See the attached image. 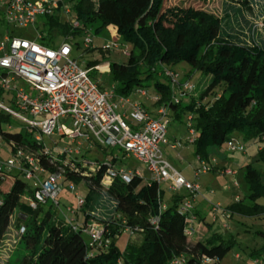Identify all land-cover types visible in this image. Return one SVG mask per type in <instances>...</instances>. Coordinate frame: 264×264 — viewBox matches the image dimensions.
I'll use <instances>...</instances> for the list:
<instances>
[{
    "label": "trees",
    "instance_id": "1",
    "mask_svg": "<svg viewBox=\"0 0 264 264\" xmlns=\"http://www.w3.org/2000/svg\"><path fill=\"white\" fill-rule=\"evenodd\" d=\"M68 1L81 25L73 27L59 11L43 15L41 42L54 46L61 36L74 38L97 21L98 28L114 27L129 50L125 61L110 64L115 97L128 98L153 80L158 97L154 103L167 108L166 116L183 121L192 115L195 154L208 162L225 153L223 145L239 132L246 143L264 142V0H222L221 7L215 0ZM101 51L106 52L103 47ZM183 61L191 66L189 77L196 71L209 75L203 89L187 96L180 95L166 74ZM100 62L94 60L93 65ZM91 76L108 88L92 72ZM12 123L13 116L1 111L0 135L10 145L11 156L21 146L45 169L41 176L60 169L64 189L70 190L72 182L83 183L87 193L85 203L73 213L74 221H69V206L58 210L59 200L47 209V202L36 208L29 204L27 197L34 196L37 186L26 177L25 159L15 173L0 164V264H12L19 247L27 252L22 264H172L175 258L203 264L205 257L212 260L206 264H220L235 243L194 209L199 223L189 234V213L182 210L188 195L176 193L165 201L161 183L119 166L109 146L85 142L86 151L98 147L101 153L80 151L82 158H69L37 139L28 125L18 134L5 131ZM261 160L263 145L244 165L249 194L247 200L227 206L230 216L264 214L258 202L264 196V173L254 166ZM92 224L102 229V236L90 245L85 230ZM129 230L141 239L121 249L115 239Z\"/></svg>",
    "mask_w": 264,
    "mask_h": 264
},
{
    "label": "built area",
    "instance_id": "2",
    "mask_svg": "<svg viewBox=\"0 0 264 264\" xmlns=\"http://www.w3.org/2000/svg\"><path fill=\"white\" fill-rule=\"evenodd\" d=\"M57 11L64 16L72 15L70 21L73 27L81 25L75 18L68 0H0V26L6 24L13 27L11 33L0 38V89L3 92L0 96V112H6L22 120L32 129L39 127L45 134L50 136L58 134L62 139L66 138L68 145L60 153L79 154L81 146L91 141L93 137L102 145L119 147L145 162L153 179L159 183L169 182L171 189L185 188L190 193L182 204V210L189 213L188 233L192 234L198 217L192 210L198 195L202 193L199 183L188 180L164 156L162 144L167 142V127L164 123L167 108L159 107V115L152 117L140 103H132L134 110L130 112V117L136 123L134 127L118 110L119 102L126 105L127 98L119 97V102L114 101V87L103 89L93 80L92 68L84 67L72 58L73 46L70 42L64 40L59 45L49 46L40 41L41 32L35 39L14 35L18 28L35 25L39 16L51 15ZM85 32H88V29ZM67 38L73 39L71 36L65 37ZM92 43L93 36L88 33L85 46L92 47ZM123 54L129 55L128 48H125ZM110 64L111 61H106L96 66L100 70L109 71ZM166 74L176 82L181 96H187L195 91L196 85L189 80L178 83L180 75L177 71L167 70ZM17 80L26 82L31 92L20 86ZM139 90L142 94L147 93L146 90ZM157 99L155 96L154 101ZM6 100L14 103L19 109L7 104ZM39 116H44L45 119L41 120ZM187 125L190 135L188 141L193 143L197 132L192 115L187 117ZM36 138L43 137L36 135ZM227 147L231 151H245L244 143L236 141L233 137L227 142ZM23 159L29 164V167H25L26 177L34 180L37 186L34 196L27 197L29 204L36 208L39 203L51 200L52 203L59 205L62 170L58 169L47 176H41L45 169L33 157L26 155L21 146H17L16 154L8 158L6 166L18 168L22 166ZM196 160L198 163L196 175L209 171L216 161L212 158L211 165L201 155H196ZM222 172L236 173L226 168ZM124 177L128 179L127 175ZM69 187L70 190L76 189L73 182ZM75 193L80 207L85 203V196ZM212 207L217 210L221 205L213 204ZM67 210L68 213L75 212L73 207H68ZM68 220L74 221L69 215ZM85 232L89 234L90 245L101 240L102 229L97 224L90 225ZM211 261L205 257L203 264ZM172 264L185 262L175 258Z\"/></svg>",
    "mask_w": 264,
    "mask_h": 264
},
{
    "label": "rangeland",
    "instance_id": "3",
    "mask_svg": "<svg viewBox=\"0 0 264 264\" xmlns=\"http://www.w3.org/2000/svg\"><path fill=\"white\" fill-rule=\"evenodd\" d=\"M222 5V0H215V6L221 7ZM71 16H65V18L68 19L71 18ZM44 21L45 18L41 15L37 19L35 25H30L28 28H18L14 32V35L35 39L39 32L43 33L45 26ZM99 25V21L94 22L93 24L87 26L88 32L83 30L80 34L74 36L73 39H65V37L61 36L55 41L54 46L59 45L64 40L70 42V44L73 46V52L71 54L72 58L75 59L78 64L84 67H91L92 75L95 76L106 87L111 88L116 85L113 80L112 73L110 71L100 70L97 68V66L93 65V61L99 60L101 61L100 63L106 61H125L127 55L123 54V51L125 48H128V43L123 41L121 35L114 27L109 26L106 28H98ZM12 28V26L6 24L4 26H0V38L4 37L8 33H11ZM88 33L93 36V49L91 51H87V47L85 46V39ZM76 42H78V44ZM108 46L111 47L109 49H105L106 52L101 51L102 47ZM172 68L179 73L180 80L182 82L188 79L191 83H194L196 85V91L203 89L207 84V79L209 77L207 73L196 71L192 73L191 77L188 76L192 69L190 64L185 61L180 62ZM17 83L20 86H24L28 91L31 92V88L26 82L17 80ZM141 90H146L147 93L142 94L139 89H135L128 98L131 99L132 103H140L141 105L143 103L146 108L143 107V105L142 107L149 113L150 116L154 117L158 113L159 106L154 103L156 90L153 80L147 82L145 86L141 87ZM6 103L16 109H19L18 106L10 101L6 100ZM133 110L134 108L131 106L129 114ZM38 118L41 120L45 119L44 116H39ZM125 119L129 124L132 125V122L134 121L132 118L126 117ZM61 120H63V118H61ZM186 121V116H184L183 121L172 120V118H169V116L164 118V123L167 127L166 137L170 140V143L175 142L177 147L174 148L172 146H167V151L163 149V152L164 156L168 158L171 163L175 164L178 169L183 171L185 175L189 176L193 182H197L201 185L202 194L200 199H203L207 202L209 209L208 206H206L200 215L204 216L207 222L213 223L214 230L219 231L227 237H234L235 243L232 245L227 254L222 259H220V264H264V214L256 216H243L239 214H233V216H230L229 214V218L223 216L215 220L216 214L223 215L224 208L226 209L228 206H226V204H230L229 202L233 200L232 197H230L231 194H239L241 199L247 200L246 195L249 194V189L248 183L245 179L244 165L246 164L249 154L246 156V158L243 155L246 154L248 149L252 150L250 155L254 154L258 151L259 145L264 146V142L246 143L243 140L242 133L239 132L233 135V138H235L236 141L244 143L246 152L241 150L231 151L228 149L227 144H224L222 150L227 153V160H222L219 158V156H214L213 158H215L218 162H215L214 164L218 165V168H211L209 171L195 176L192 175L191 172L194 174L195 166H198V163L197 160H195V145L194 143L188 141L190 135L188 133V125ZM67 124L72 125V123L69 122H67ZM26 126L27 124L22 120L13 117L12 125L10 127H5V131L12 134H18ZM33 131L34 135H42L46 145L54 148L55 153L62 151L65 146L68 145V140L66 138L62 139V137L58 134L50 136L43 133L39 127L33 128ZM12 142L14 141L12 140ZM94 142H96V140L92 137V140L86 142L85 144L88 143L89 145H93ZM85 144L81 148L82 154L87 153L88 155H92L93 153L100 152L98 147H92L91 152L86 151L88 147H86ZM74 146H76V144ZM109 147V149L113 150V153L117 155V162L119 166L129 171L138 170L145 176L146 179L150 177V172L145 162L139 160L131 154L128 155L125 150L120 149L119 147ZM10 148L11 147L7 141L0 135V164H2L5 169H9L6 167V161L11 156ZM24 151L27 153L26 149H24ZM71 155L75 157L77 154H68V157L71 158ZM77 156L82 158L81 154H78ZM209 163L212 165V160ZM254 166L260 172L264 173L263 160L256 161ZM219 168H230L236 171L237 174L235 176L223 174L221 171H219ZM10 169L12 170V168ZM13 172H16L15 168H13ZM28 181L31 186H35L34 180L28 179ZM236 181L241 184V187L235 186ZM161 187L165 191V201H170L172 196L176 193H188L185 188L171 189L169 182H162ZM61 192L62 193L58 198L61 206L60 208L57 207V209L64 210L65 206L67 205L69 207H73L76 210L79 206L78 197L75 192L85 196L87 189L83 183H80L76 184L75 190H68L62 187ZM224 192L226 193L225 195ZM216 194H222L223 197L221 199H217ZM218 200H222L223 203L220 204L221 207L219 209L214 210L212 206L213 204H218ZM258 202L264 205V196L260 197ZM51 204L52 201L50 200L43 204V208L47 209ZM68 212L69 211H67V213ZM203 222L204 220L201 219V223ZM198 223L199 219H196L195 226H197ZM87 239H89L88 236ZM140 239L141 236L139 233L129 230L118 236L115 239V242L121 249H124L130 240L140 241ZM26 253L27 252L24 248L19 247L12 257V264H22Z\"/></svg>",
    "mask_w": 264,
    "mask_h": 264
},
{
    "label": "crops",
    "instance_id": "4",
    "mask_svg": "<svg viewBox=\"0 0 264 264\" xmlns=\"http://www.w3.org/2000/svg\"><path fill=\"white\" fill-rule=\"evenodd\" d=\"M127 103H126V105H123V103L122 102H119L120 101V98L119 97H114V101H117V102H119V107H118V110H119V112H121V113H123L124 115H125V118L126 117H130V114H129V111H130V108H131V104H132V101H131V99L130 98H127ZM142 105H143V107H145L146 108V106L142 103ZM154 116V115H153ZM158 116V113L154 116V117H157ZM167 117V116H166ZM131 118V117H130ZM170 118V117H169ZM136 123H135V121H133L132 122V125H135ZM170 140L169 139H167V142L166 143H163L162 144V149H164L165 151H167V146H172V147H174V148H176L177 147V145L175 144V142H169ZM171 144V145H170ZM261 148V146L259 145L258 146V150ZM246 152V151H245ZM250 153H252V150H250V149H248V151L246 152V154H244L243 156H245V158H246V156H248V154H249V157H247V161H246V163L250 160V158L256 153H254V154H252V155H250ZM219 158L220 159H222V160H227V153H222L221 155H219ZM195 160H196V157H195ZM170 161V160H169ZM216 163H218L217 162V160L215 161ZM174 167H176L175 166V164H173V163H171ZM195 165V164H194ZM218 165H216V164H214V165H212V168H214V169H217L218 167H217ZM198 166L196 165L195 166V169L197 168ZM177 168V167H176ZM178 169V168H177ZM226 169H230V168H226ZM178 170H180V169H178ZM222 168H219V171H221L222 172ZM181 171V170H180ZM182 172V174L188 179V180H190V181H192L190 178H189V176H187V175H185L184 173H183V171H181ZM236 172V171H235ZM223 173V172H222ZM191 174L192 175H195V176H198V175H196L195 174V171H194V174L191 172ZM223 174H229V173H223ZM237 174V172L235 173V174H229V175H232V176H235ZM200 175V174H199ZM191 176V175H190ZM213 181V180H212ZM166 183H168V182H166ZM169 185H170V183H169ZM235 186H237V187H241V184L239 183V182H235ZM202 188H201V185H200V190H201ZM227 191V190H226ZM188 192V191H187ZM229 192V191H228ZM202 193V192H201ZM189 192L187 193V195L189 196ZM226 193L224 192V195H225ZM187 196V197H188ZM216 197H217V199H221L222 197H223V195L222 194H220V195H218V194H216ZM230 197H232V199L233 200H231L229 203H231V202H233V201H236V200H242L241 199V196L239 195V194H231V196ZM201 198V194L200 195H198V197H197V199H196V201L194 202V211H199L200 213H202L203 212V210L205 209V207L206 206H208L207 205V202L205 201V200H203V199H200ZM217 203H219V204H221V203H223L222 202V200H218L217 201ZM227 205H229L228 203L226 204V206ZM208 209H209V206H208ZM68 215L70 216V217H72V216H74V214H72V213H68ZM226 217V218H229L230 216H229V212H228V210H227V208L225 209L224 208V210H223V215H220V214H216V217H215V220H217L218 218H220V217ZM197 219H199V217H197Z\"/></svg>",
    "mask_w": 264,
    "mask_h": 264
}]
</instances>
